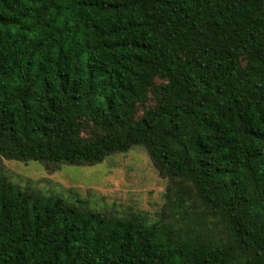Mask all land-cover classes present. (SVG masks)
<instances>
[{
    "label": "trees",
    "instance_id": "16d2710c",
    "mask_svg": "<svg viewBox=\"0 0 264 264\" xmlns=\"http://www.w3.org/2000/svg\"><path fill=\"white\" fill-rule=\"evenodd\" d=\"M137 145L169 178V221L0 166V264H264V0H0V163Z\"/></svg>",
    "mask_w": 264,
    "mask_h": 264
},
{
    "label": "rangeland",
    "instance_id": "374dc122",
    "mask_svg": "<svg viewBox=\"0 0 264 264\" xmlns=\"http://www.w3.org/2000/svg\"><path fill=\"white\" fill-rule=\"evenodd\" d=\"M157 81L160 83V79ZM153 104L150 94L147 105ZM0 166L20 188L44 195H61L85 211H101L119 217L142 215L150 221H169V178L160 174L143 145L111 154L93 165L47 166L36 160L3 159Z\"/></svg>",
    "mask_w": 264,
    "mask_h": 264
}]
</instances>
